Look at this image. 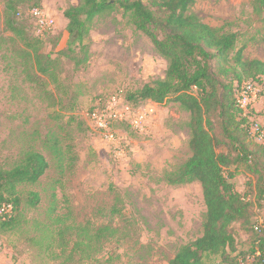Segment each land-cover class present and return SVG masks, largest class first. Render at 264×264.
<instances>
[{
    "label": "rangeland",
    "instance_id": "374dc122",
    "mask_svg": "<svg viewBox=\"0 0 264 264\" xmlns=\"http://www.w3.org/2000/svg\"><path fill=\"white\" fill-rule=\"evenodd\" d=\"M20 1L14 21L24 38L8 30L9 0H0V170L13 169L30 151L44 155L50 167L36 184L18 187L20 224L0 230V264H169L202 236L207 212L199 182H166L191 156L190 114L173 99L130 110L124 102L125 95L164 79L167 60L122 11H114L95 18L90 61L77 68L61 53L69 43L63 12L79 0ZM36 3L54 21L44 36L26 15ZM191 12L238 33L244 59L264 62V22L254 18L251 0H196ZM33 47L56 62L42 81L33 78L40 75ZM238 95L245 113L264 126L263 87L248 83ZM106 108L137 125H118L114 141H107L85 121L95 127L87 115ZM72 117L85 124L70 123ZM54 138L61 156L51 148ZM252 184L246 172L234 179L236 189L252 197V221L264 226V201ZM32 192L40 196L37 207L28 204ZM103 228L108 230L97 237ZM234 228L237 250H249L245 228ZM221 261L205 258L206 264Z\"/></svg>",
    "mask_w": 264,
    "mask_h": 264
},
{
    "label": "trees",
    "instance_id": "16d2710c",
    "mask_svg": "<svg viewBox=\"0 0 264 264\" xmlns=\"http://www.w3.org/2000/svg\"><path fill=\"white\" fill-rule=\"evenodd\" d=\"M195 1L79 0L77 6L63 12L68 21L69 43L61 54L77 68L88 64L93 22L114 11H122L136 30L150 39L158 54L168 62L166 75L125 95L124 101L137 108L145 101L162 104L173 99L190 114L191 156L166 176V182L176 187L199 182L207 208L202 236L182 246L169 264H206L205 258L211 256L221 257L222 264H264L263 222L252 221V197L234 185L240 172L248 173L257 196L264 201V141H256L251 116L245 114L238 101V93L248 83H257L264 89V62L245 60V46L238 48L239 34L204 23L191 12ZM21 2L9 0L7 4V28L19 37L23 28L14 21V16L21 15L17 11ZM251 5L254 18L264 22V0H251ZM36 8L43 9L36 3L26 14L34 21L30 12ZM36 38L35 43L39 44L42 38ZM33 50L36 72L40 74L33 78L35 82L42 81V76L48 75L56 62L38 47ZM76 119L85 124L82 119ZM76 119L72 117L69 122ZM118 125L131 126L127 121H116L115 130ZM217 127L220 135L215 133ZM261 129L264 131V126ZM59 143L54 138L51 148L55 155L61 156ZM223 146L229 150L219 151ZM49 167L44 155L30 151L13 169L0 170V208L11 207L10 212L0 213L1 231L13 230L20 224L22 201L18 187L36 184ZM39 203V194L30 193L29 206L37 207ZM235 225L243 226L249 234V250H237ZM107 230L100 229L96 236Z\"/></svg>",
    "mask_w": 264,
    "mask_h": 264
},
{
    "label": "built area",
    "instance_id": "2783aa9c",
    "mask_svg": "<svg viewBox=\"0 0 264 264\" xmlns=\"http://www.w3.org/2000/svg\"><path fill=\"white\" fill-rule=\"evenodd\" d=\"M30 14L34 17L35 21H36V27L38 29V33L41 36H44L45 34H47V32L49 30H51V28L53 27L54 21L52 19H49L48 17H46L43 13L42 10L40 9H33ZM112 100V99H111ZM115 100V99H113ZM238 101L239 103L242 105V107L244 108V105L242 104V101L238 95ZM125 102V101H124ZM125 105L127 106V109H134L133 107H130L129 105H127L125 103ZM96 109L92 110L87 116L89 118V120L93 121L94 126L95 127H91L92 129H94V131H96L97 134H101L107 141L112 142L114 141V133L116 132L115 128H114V122L116 121H127L133 128H135L136 123H133V121H130L129 119L119 116L117 115V113H113L111 112L110 109L106 108V111H104V113H99ZM245 110V108H244ZM247 114V113H245ZM254 124L252 125V133L256 139V141L258 142H263L264 141V131L261 129V126L257 123H255L256 121H253ZM137 125V124H136ZM11 211V207H6L3 206L0 208V213L3 212H10ZM256 229H258V226H256ZM257 254H261L260 252H258Z\"/></svg>",
    "mask_w": 264,
    "mask_h": 264
}]
</instances>
